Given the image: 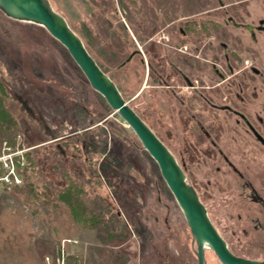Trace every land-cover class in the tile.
Here are the masks:
<instances>
[{"label":"rangeland","instance_id":"obj_1","mask_svg":"<svg viewBox=\"0 0 264 264\" xmlns=\"http://www.w3.org/2000/svg\"><path fill=\"white\" fill-rule=\"evenodd\" d=\"M49 2L174 154L229 248L264 260L263 203L251 199L214 149L202 147L206 136L214 138L236 165L243 162L240 127L230 115L219 125L209 106L225 102L223 84L237 82V51L246 50L240 61L247 59L264 0ZM180 30L190 34L180 39ZM215 57L223 81L210 68ZM226 64L236 71L228 73ZM0 80L4 106L20 123L15 134L0 129V264H197L185 218L132 129L45 28L1 11ZM220 128L227 133L217 136L212 129ZM24 175L38 193L31 204L7 190L22 185ZM70 182L85 192L84 221L57 200ZM256 186L263 195V180ZM106 208L119 217L113 220L120 233L88 218L94 209L110 217ZM204 254L206 264H221L211 249Z\"/></svg>","mask_w":264,"mask_h":264},{"label":"water","instance_id":"obj_2","mask_svg":"<svg viewBox=\"0 0 264 264\" xmlns=\"http://www.w3.org/2000/svg\"><path fill=\"white\" fill-rule=\"evenodd\" d=\"M0 11L7 17L29 21L45 28L66 48L91 88L132 129L143 149L157 164L162 179L185 218L195 242L197 264H206L205 248L211 249L221 264H264V260L244 258L229 249L174 154L126 103L114 81L101 69L80 37L70 28L66 19L53 9L49 0H0Z\"/></svg>","mask_w":264,"mask_h":264},{"label":"flooded vegetation","instance_id":"obj_3","mask_svg":"<svg viewBox=\"0 0 264 264\" xmlns=\"http://www.w3.org/2000/svg\"><path fill=\"white\" fill-rule=\"evenodd\" d=\"M193 24L195 25L192 32H194V34H197L198 29L196 26V20H194ZM255 26L257 29H254V31H249L253 46L252 50L247 53V59L242 60V62L240 61L241 53L246 50H239V52L237 51V57L239 58L235 60V62L237 63L236 65H239L241 63L236 68V70H238L236 72L237 74L235 75L237 82H227L230 85H226V83L223 84L225 88L224 86L222 87L229 90L223 97V100L225 102L216 104L210 101L209 106L214 110L215 114L219 116L221 123H218L219 125L222 126L223 124L221 121H223V118H227L230 115V117L233 118V120L231 121L233 122L232 124L236 127H240V139L237 138V140L243 142L240 148V156L243 161L240 162V165H242L243 168L240 165H236L233 160L230 159L225 150L218 144V142H216L214 138L208 140L207 136H204L207 140V144L204 143L202 147L207 148L208 146L214 149L216 153L221 156L222 160L227 164V166L242 180V188L244 190H248V195L251 196V199L261 202L264 205V194H259L260 191L256 186L260 184L262 180L264 182V43L260 42V40L262 39L258 37V34H256L255 32L256 30L258 33L259 30V32L264 33V19L261 18L259 20V23ZM183 32L187 33L189 31L183 30ZM261 37H264V35H261ZM260 43L262 44L260 45ZM219 60L220 59L218 57H215V60H210V68L213 73H215L216 76L221 81H223L226 75H224L219 69L220 64L217 63L219 62ZM228 65L229 64H226L225 68ZM227 68L229 70H232L228 71V73H234L236 71L234 70L235 68L233 65H229ZM186 80L191 87L195 85L188 79ZM233 88L235 89V91L232 90ZM203 114H205L204 111ZM209 116L211 117V113H209ZM195 124L199 128H201L198 121H195ZM222 128H220L219 131L214 129L212 130L217 133V136L224 135L227 133V131L226 129L224 130ZM200 132L203 134L201 130ZM200 132L194 135L197 137L198 135H200ZM207 134L210 135L209 133ZM228 147L230 148V146ZM248 154L250 156H248ZM260 161L262 162L260 163ZM255 163H257V165H255ZM245 168L251 169L247 171ZM252 168L262 169L260 171H254ZM250 170H253V174L249 173Z\"/></svg>","mask_w":264,"mask_h":264},{"label":"trees","instance_id":"obj_4","mask_svg":"<svg viewBox=\"0 0 264 264\" xmlns=\"http://www.w3.org/2000/svg\"><path fill=\"white\" fill-rule=\"evenodd\" d=\"M190 22L191 21L187 22L188 26H190ZM6 95L7 94L5 91V87L0 80V129L4 130V133L7 132L10 134H15L16 131L18 132L20 131L18 130L20 123L15 117H13L8 112L7 108H5L3 102L5 100L4 98ZM10 145L11 144H9V146ZM13 164H14L15 169L18 172V170L20 169L19 162L17 161V162H14ZM3 174L4 173L0 170V177L3 176ZM29 178L30 177H28V175H24L22 185L12 184L11 186L7 187V190L11 194L18 196V197H20V195H24L25 203L31 204L34 201H36V199L38 198V193L35 192L36 186H34L33 182L29 180ZM84 195H85V192L83 191V187L81 185L74 183V182H70L65 189L57 191V200L60 202H64L67 205L70 213L73 215V217L76 220L84 221V219L87 218L86 208L84 210V206H86ZM100 202L103 203V201L101 200ZM103 204L101 205L104 207ZM92 208H94V205H92ZM106 210H108V213H110L108 208H106ZM102 214H105V213L97 214L94 209V212L91 211L90 217L88 218L94 222L93 225L95 227L102 226L110 234H116V233H120L119 231H122L121 228L120 229H118V227L115 228L116 222H114L113 219H117V220L119 219L116 213H110V217L107 216V218L106 217L104 218ZM58 245H57V248L59 247ZM65 264H75V263L73 261L67 260Z\"/></svg>","mask_w":264,"mask_h":264},{"label":"crops","instance_id":"obj_5","mask_svg":"<svg viewBox=\"0 0 264 264\" xmlns=\"http://www.w3.org/2000/svg\"><path fill=\"white\" fill-rule=\"evenodd\" d=\"M188 19H190V18H188ZM193 19H196V18H193ZM193 19H192V20H193ZM182 34H183V35H182ZM186 34H188V32H187V33H184L183 30H180V39L183 38V36H185ZM189 34H190V31H189ZM262 43H264V40H262ZM262 43H260V45H261ZM181 51H182V50H181Z\"/></svg>","mask_w":264,"mask_h":264}]
</instances>
